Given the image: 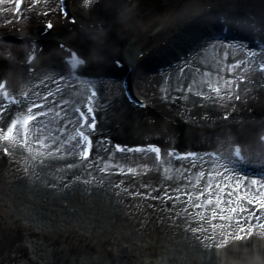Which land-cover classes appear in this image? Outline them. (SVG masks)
I'll return each instance as SVG.
<instances>
[{
    "label": "bare ground",
    "instance_id": "6f19581e",
    "mask_svg": "<svg viewBox=\"0 0 264 264\" xmlns=\"http://www.w3.org/2000/svg\"><path fill=\"white\" fill-rule=\"evenodd\" d=\"M131 1L65 0L70 15L77 21L72 24L63 19L60 0H24L19 11L13 0H0L1 52L10 61L18 62L23 51L33 46L30 41L43 45L63 38L70 25H77L85 38L97 39L101 32L107 33L121 21ZM199 5L184 11L173 25L175 34L167 37L159 49L141 58L128 50L131 71L127 80L136 96L145 102L169 107L196 124L203 131L198 138L200 143L216 145L217 133L226 144L227 134L236 129L234 123H227L220 116L222 111L235 104L232 111L228 108L226 112L243 118L247 115L245 107L256 113L257 108L264 110V81L258 69L242 66L247 59L243 50L215 39L212 29H207L208 20L227 10L223 1L208 9ZM44 20L55 24L53 35L45 31ZM133 22V16L122 21L126 25ZM18 36L22 38L18 40ZM110 45L103 41L104 61L112 67ZM196 45L198 49L192 50ZM186 55L189 56L185 59ZM53 57L51 62L40 65L34 76L18 78V88L29 92L27 100L3 107L0 104V150L9 149L16 159V170L6 181V191L18 205L42 223H87L91 217L97 219V214L113 212L119 204L137 197H131L130 188L136 178H142L134 175L159 169L158 175L165 182L157 200L164 208L160 224L173 236V246L168 250L172 259L201 264L264 260V228L252 232L253 226L258 228V219L264 222V207L256 210L264 204V179L219 174L204 159L199 163L172 160L158 168L148 151L123 153L102 146L89 163L77 159L80 142L76 136L79 121L75 107L83 102L85 93L67 86L66 78L59 79L56 74L64 66L57 62L56 55ZM165 58H169L165 64L185 59L183 68L171 66L170 73L147 72ZM18 65L21 72L24 66ZM238 74L248 81L243 83ZM256 76L259 80L251 82ZM236 83L240 85L237 90ZM88 84L92 89L103 90L98 102L95 98L92 102H96L100 122L112 126V117L119 111V96L111 85L122 83L93 80ZM44 99L48 101L44 108H34L36 102ZM29 115L36 120L28 122ZM13 122L16 128L6 138ZM233 208L238 210L233 212Z\"/></svg>",
    "mask_w": 264,
    "mask_h": 264
},
{
    "label": "rangeland",
    "instance_id": "374dc122",
    "mask_svg": "<svg viewBox=\"0 0 264 264\" xmlns=\"http://www.w3.org/2000/svg\"><path fill=\"white\" fill-rule=\"evenodd\" d=\"M222 1L226 9H247L255 12L259 18L264 17V0H132L121 21L107 33L101 32L97 39L85 38L80 34L77 25L66 26L67 33L63 38H54L55 41L46 45L42 63L49 55L63 52L59 46V41L63 40L72 44L84 42L91 45L90 66L106 69V49L102 46L105 41L112 46L110 63L115 66V58L121 57L128 61V50L136 56L138 52L153 49L154 46L164 43L167 37L173 36V25L188 7L201 4L204 9H208L213 7L214 3L221 4ZM131 16L134 21L132 24L122 23ZM162 31L165 32L161 34ZM55 32L56 29L51 34ZM24 58L25 50L18 62L10 61L5 54H2L1 61L16 71ZM11 76V82L14 84L17 76ZM112 88L125 104V109H118L116 116L112 117V126L102 122L99 131L132 142L158 139L168 144L206 145L198 142L203 131L169 107L150 102L146 109L135 108L127 102L120 86L112 85ZM261 111L258 117L243 119L234 116L228 120L227 123L239 124H235L238 126L236 133L228 134L227 140L247 139L248 151L254 153L250 147L256 143L259 145L258 132L261 123L258 128L253 126L250 120L261 121L264 110ZM214 136L221 145L222 142L218 139L220 134L214 133ZM101 144L99 146H106ZM3 153L1 149L0 239L6 249L10 248L11 242L19 243L11 247V254L3 261L0 258V264H201L177 261L168 253L173 246V236L171 231L164 230L160 224L164 208L157 200L165 189V182L158 175L159 170L134 181L130 192L131 196L137 197L121 206L119 204L113 212L108 213L105 210L101 215L97 214V219L91 217L87 223L82 220H70L53 225L40 222L32 212L23 205H18L7 193L6 181H10V175L16 170V159L12 152L9 156ZM21 230H25L26 234L20 233ZM219 264H264V260Z\"/></svg>",
    "mask_w": 264,
    "mask_h": 264
},
{
    "label": "snow or ice",
    "instance_id": "6c2138e0",
    "mask_svg": "<svg viewBox=\"0 0 264 264\" xmlns=\"http://www.w3.org/2000/svg\"><path fill=\"white\" fill-rule=\"evenodd\" d=\"M38 2H39V0H38ZM19 3H20V4H23V3H24V0H19ZM17 11H19V9H17ZM50 26H51V25H50ZM49 95H51V93H49ZM36 107H40V106L37 105ZM34 120H36V117H34V116L29 115V116L27 117V121H28V122H33ZM84 122H85V123H88V119H87L86 116L84 117ZM92 127L95 128L96 125L93 123V124H92ZM15 128H16V122H13L11 129H9L8 137H6V138H10V137L12 136V134H13V129H15ZM84 138H85V140H89V137H87V136H85ZM153 147H154L155 151H157V152H159V151L161 150L160 148L156 147L155 145H153ZM85 148H87V145H85ZM229 151H231V149H229ZM91 152H92L91 148H87V151L85 152V155H86V156H89V155H91ZM236 155H238V156L241 155V151H240L239 148L236 149ZM210 202H211V201H210ZM261 206L264 207V204H262ZM237 210H238V209H236V208H233V209H232L233 212H236ZM239 211H243V209H239ZM215 218H216V217L214 216L213 219H215ZM253 231H255V226H253ZM240 238H243V234L241 235Z\"/></svg>",
    "mask_w": 264,
    "mask_h": 264
}]
</instances>
